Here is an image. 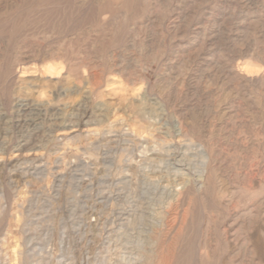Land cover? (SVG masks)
Segmentation results:
<instances>
[{"label":"rangeland","instance_id":"obj_1","mask_svg":"<svg viewBox=\"0 0 264 264\" xmlns=\"http://www.w3.org/2000/svg\"><path fill=\"white\" fill-rule=\"evenodd\" d=\"M256 67H264V0H0V264H144L135 240L145 220L131 213L161 205L166 193L136 191L146 143L169 147L173 160L186 153L193 178L177 206L184 225H171L169 212L162 228L150 226L151 264L161 252L168 264H264ZM90 72L101 74L97 83ZM16 98L46 107L45 120H25ZM56 107L88 121L59 128ZM128 216L139 218L132 230Z\"/></svg>","mask_w":264,"mask_h":264},{"label":"bare ground","instance_id":"obj_2","mask_svg":"<svg viewBox=\"0 0 264 264\" xmlns=\"http://www.w3.org/2000/svg\"><path fill=\"white\" fill-rule=\"evenodd\" d=\"M90 1V0H89ZM88 10V9H87ZM187 15V14H186ZM83 18V17H82ZM153 18V17H152ZM85 39V38H84ZM59 51V50H58ZM54 53V52H53ZM46 54V52H45ZM55 54V53H54ZM47 55V54H46ZM59 56H62V55H59ZM68 56V55H67ZM44 57V56H43ZM54 57V56H53ZM64 57V56H63ZM57 59H60V58H57ZM66 59V58H65ZM45 61V60H44ZM44 63V62H42ZM52 65V64H51ZM43 67H45L43 64L40 66V69H43ZM44 69H48V66ZM7 76V75H6ZM13 75H11L12 77ZM90 77L92 78V81H94L95 83H97V80L100 79L101 77V74L100 73H96V72H90ZM13 78V77H12ZM6 80V78H5ZM7 81V80H6ZM5 81V83H6ZM10 81V80H9ZM8 82V81H7ZM10 83V82H9ZM4 85V84H3ZM5 86V85H4ZM4 89V87H3ZM2 89V90H3ZM6 91V90H5ZM4 92V91H3ZM9 93V92H8ZM168 93V92H167ZM4 95H7L6 93ZM3 96V95H2ZM87 98H83V100H86ZM169 99V98H168ZM14 104H15V107H16V110L18 111V113H21L22 116H24L23 118L25 120H28L29 122H31L32 124L33 123H36V122H39L41 120L44 119V116L47 115V109L46 107L40 105V104H36V103H32L28 100H25V99H14ZM56 110L59 112V113H53V120H56V124L59 128H63L65 129L66 127H69L71 128L72 130L71 131H77L80 124H86L88 120H84L83 121V117L85 116V114H81V117L78 116V118L76 117H73V116H70L68 117L67 119L64 118V116L62 115L63 112L61 110V108H58L56 107ZM98 113L101 114V111L102 109L99 107L98 108ZM62 112V113H61ZM185 116V115H184ZM183 116V117H184ZM5 118V117H4ZM16 118H20V117H16ZM5 120V119H4ZM45 120V119H44ZM186 120V119H185ZM1 121V120H0ZM180 125V124H179ZM186 125V124H185ZM187 126V125H186ZM162 128V127H161ZM188 128V127H187ZM62 129V130H63ZM159 129V128H158ZM191 130V129H190ZM189 130V132H190ZM124 132V131H123ZM127 132V131H126ZM130 132V131H129ZM169 132V131H168ZM175 135L176 137L177 136H181V135H184L186 130L183 126L181 127H178L175 131ZM64 133V132H63ZM110 133V132H109ZM165 134V133H164ZM171 134V133H170ZM78 134H74L72 136V138L76 137ZM117 136V135H116ZM115 136V137H116ZM188 136V135H187ZM59 137V136H58ZM62 140L63 139H67V135H62ZM133 138V137H132ZM115 140V139H114ZM113 140V141H114ZM127 140V139H126ZM135 140V139H134ZM179 140V139H178ZM177 140V141H178ZM61 141V140H60ZM131 141V140H130ZM139 142V141H138ZM140 143V142H139ZM142 143V142H141ZM169 143V142H168ZM178 143V142H177ZM163 144V143H162ZM172 144V143H171ZM242 144V143H241ZM24 144L23 143H19L17 146H16V151H20L22 146ZM165 145V144H164ZM240 145V144H239ZM143 148L140 150V148L138 149V151H141L142 152V162L140 163L139 167H138V170L139 171H142V175H141V181L138 183V185H135V187L137 186V190L139 194H144V196L147 194H149L151 192L152 189H155L157 186L159 188H162L163 191H166V193H164L163 195H165V197H163V199H165L163 202H161L162 204L158 206H150L149 204H146L145 207H140V205H133L135 206L134 210L132 211L131 214H135L137 212H139V218L142 217L143 220H145V229H144V234H143V237L142 236H139L140 234H138L136 232V234H138L137 236V240L136 241V244L137 245V242H140L142 241L143 242V248H142V257L144 258V264H151V261H152V249L150 247V245L152 246L153 244L156 243L157 241V236L155 238L150 237V226L152 227H155V228H162V226L165 224V217L167 215V213L169 212H174V217H173V223L171 225H176L177 226H180L182 227L184 225V221L186 219V212L185 213H182L179 212V209H178V202H181L180 199L182 200L183 197H185L188 192L190 191V185H191V181L190 179V160L188 159V161L186 162V158L184 159V157L186 156L184 153L183 154H180L181 157H177L174 158L175 160H173L170 156L171 154L173 155L174 153L170 150V149H164V147H160L158 146L157 144H152V143H146L144 146H142ZM137 148V147H136ZM172 149V147H171ZM187 149V148H186ZM137 150V149H136ZM243 150V149H242ZM27 151V150H26ZM30 151V150H29ZM189 151V150H188ZM187 151V152H188ZM200 151V150H199ZM133 152V151H132ZM183 152V151H181ZM137 153V152H136ZM163 153V154H162ZM165 153V154H164ZM177 153V152H176ZM202 153V152H200ZM154 154H157L154 155ZM161 154V155H160ZM190 154V153H189ZM193 154V153H192ZM218 154L220 155V153L218 152ZM134 155V154H133ZM141 155V153H140ZM205 155V153H204ZM216 155V154H215ZM225 156V155H224ZM183 157V158H182ZM139 158V157H138ZM132 159V158H131ZM134 159V158H133ZM204 162H203V168L201 169V172H199L198 176V181L197 183H195L194 185L196 186V191H200L201 188L204 186V182H203V178H204V174L207 170V164H208V158H207V155H205V158H204ZM215 160V158H214ZM221 160V159H220ZM111 161V160H110ZM131 161V160H130ZM141 161V160H140ZM174 161V162H173ZM212 161V160H211ZM223 162H224V158H223ZM177 163V164H176ZM222 163V162H221ZM137 164V163H136ZM220 164V163H219ZM135 165V164H133ZM138 165V164H137ZM230 165V164H229ZM187 166V167H186ZM212 166V165H211ZM219 166V165H218ZM217 168V166H215ZM129 168V167H127ZM213 168V166H212ZM137 169V168H136ZM109 170V169H108ZM126 170V169H125ZM213 170V169H212ZM218 170V169H216ZM220 170V169H219ZM137 171V170H136ZM135 171V173H137ZM195 171V170H194ZM199 171V170H198ZM127 172V170H126ZM125 172V173H126ZM134 172V171H133ZM154 172H158V176L159 178L156 179V180H152L150 178V175L151 173L154 174ZM193 172V171H192ZM209 172V171H208ZM211 172V171H210ZM139 173V172H138ZM160 173V174H159ZM195 173V172H194ZM193 173V174H194ZM217 173V172H216ZM245 173V172H244ZM250 173V172H249ZM207 174V173H206ZM214 174V173H213ZM246 174V173H245ZM211 175V174H210ZM135 176V175H134ZM216 177V175H215ZM213 177V178H215ZM126 179H124L125 181H123L124 183V186H125V192H126V195H125V198H130L133 196V186H132V183L130 181V177H126ZM135 178V177H134ZM157 178V177H156ZM165 178V179H164ZM208 178V177H207ZM137 179V178H136ZM162 179L165 180L166 184L162 185L161 182H162ZM193 179V178H192ZM195 180V179H194ZM209 180V179H208ZM212 180V179H211ZM136 181V180H135ZM181 181V182H180ZM122 182V181H121ZM193 182V181H192ZM212 182V181H211ZM115 183V182H113ZM136 183V182H134ZM176 183V185H175ZM122 185V184H121ZM193 185V186H194ZM179 186V187H178ZM116 187V186H115ZM192 187V186H191ZM208 189V188H207ZM206 190V189H205ZM198 193V192H197ZM207 193V192H206ZM138 194V195H139ZM162 194V193H161ZM167 194V195H166ZM132 195V196H131ZM152 195V194H151ZM154 195V193H153ZM195 195V194H194ZM140 196V195H139ZM138 196V197H139ZM198 196V195H197ZM149 197V196H148ZM155 197V196H154ZM188 197V196H187ZM200 197V196H199ZM145 198V197H144ZM132 199V198H131ZM161 199V198H159ZM158 199V200H159ZM127 200V199H126ZM142 200V199H140ZM144 200V199H143ZM156 200V199H155ZM200 200V199H199ZM136 201L135 199L132 200V202ZM147 201V199L145 200ZM228 201V200H227ZM131 202V201H130ZM141 202V201H140ZM155 202V201H154ZM184 202V201H183ZM146 203V202H145ZM143 203V204H145ZM150 203V202H149ZM158 203V202H157ZM182 203V202H181ZM113 204V203H112ZM152 205V204H151ZM185 206V205H184ZM201 208V207H200ZM190 209V208H189ZM249 209V208H248ZM184 211V210H183ZM107 212V211H106ZM127 212V211H126ZM195 212V211H194ZM190 214V213H189ZM129 215H130V212H129ZM241 215V214H240ZM132 216V215H131ZM151 216H153L155 218V220L153 222H151V225L149 224V220L148 218H151ZM127 217V216H126ZM130 216H128V220H127V225L131 228V230L133 229V224H136L137 222L134 220L136 219L137 217L134 218V216L129 219ZM137 218V219H139ZM172 219V218H171ZM153 220V219H152ZM168 220V219H167ZM94 221V220H93ZM107 221V220H106ZM187 221V220H186ZM120 222V221H119ZM140 222L141 219H140ZM144 222V221H143ZM189 222V221H187ZM235 222V221H234ZM139 223V222H138ZM100 224V223H99ZM142 224V223H141ZM166 224H169V223H166ZM188 224V223H187ZM232 224H234L232 222ZM126 225V224H125ZM174 225V226H175ZM203 225V224H202ZM139 226V225H138ZM189 226V225H187ZM206 226V225H205ZM137 227V226H136ZM185 227V226H184ZM63 228V227H62ZM129 228V229H130ZM142 228V227H141ZM168 229V228H166ZM98 230V229H97ZM153 230V229H152ZM157 230V229H156ZM127 231V230H126ZM136 231V229H135ZM165 231V230H164ZM176 231V230H175ZM183 231V230H182ZM114 232V231H113ZM167 232V231H166ZM178 232V231H177ZM187 233V232H186ZM134 233H130L129 232V237H126L128 238V242L129 243H133V238H136L134 237ZM167 234V233H165ZM181 233L177 234L176 237L178 235H180ZM190 234V233H189ZM197 234V233H196ZM104 235V234H103ZM201 235V234H200ZM205 235V234H204ZM136 236V235H135ZM108 237V236H107ZM138 237H140V239H138ZM165 237V236H164ZM167 237V236H166ZM179 237V236H178ZM182 237V236H181ZM234 238V237H233ZM238 238V237H237ZM181 239V238H180ZM236 239V238H235ZM106 240V239H105ZM164 240V239H161V241ZM169 240V239H168ZM175 240V239H174ZM191 240V239H190ZM235 241V240H234ZM159 242V241H158ZM198 242V241H197ZM228 242V241H227ZM169 243V241H168ZM237 243V242H236ZM171 244V242H170ZM183 244V243H182ZM157 245V243L155 244ZM186 245V244H185ZM193 245V244H192ZM191 245V246H192ZM170 247V245H168ZM179 246V245H178ZM136 247V246H135ZM157 247V246H156ZM168 247V248H169ZM172 247V245H171ZM194 247V246H193ZM128 248V247H126ZM173 248V247H172ZM134 249V248H133ZM171 249V248H170ZM196 249V247H195ZM166 250V249H165ZM177 250V249H176ZM194 250V249H193ZM136 251V250H135ZM134 251V252H135ZM170 251V250H169ZM182 251V250H181ZM202 251V250H201ZM179 252V251H178ZM129 253V252H128ZM176 253V252H175ZM188 253V250L187 252ZM199 253V252H198ZM206 253V252H205ZM140 254V253H138ZM163 252H161V257H164L163 261H160L158 264H162L164 262V264H168L169 262V259L166 258V256H163ZM176 255V254H175ZM174 255V256H175ZM178 255V254H177ZM158 256V255H157ZM171 256V255H170ZM191 256V255H190ZM189 256V257H190ZM201 258H204V255H200ZM188 257V258H189ZM194 257V256H193ZM197 257V256H196ZM137 258V257H136ZM170 258V257H169ZM177 258V257H176ZM183 258V257H182ZM132 259V258H130ZM159 259V257L157 258ZM156 259V260H157ZM162 259V258H161ZM172 259V258H170ZM184 259V258H183ZM186 260V259H185ZM194 260V259H193ZM128 261V260H127ZM126 261V262H127ZM132 261V260H131ZM134 261V260H133ZM174 261V260H173ZM139 262V261H138ZM180 262V261H179ZM197 262V261H195ZM128 263V262H127ZM137 263V262H136ZM209 263V262H208ZM125 264V263H124ZM129 264V263H128Z\"/></svg>","mask_w":264,"mask_h":264},{"label":"clouds","instance_id":"obj_3","mask_svg":"<svg viewBox=\"0 0 264 264\" xmlns=\"http://www.w3.org/2000/svg\"><path fill=\"white\" fill-rule=\"evenodd\" d=\"M262 71H264V67H256L255 68V72H262Z\"/></svg>","mask_w":264,"mask_h":264}]
</instances>
